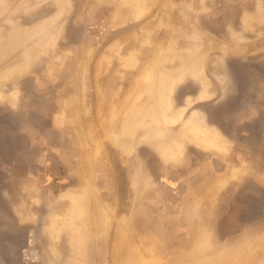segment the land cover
Here are the masks:
<instances>
[{
	"label": "rangeland",
	"instance_id": "obj_1",
	"mask_svg": "<svg viewBox=\"0 0 264 264\" xmlns=\"http://www.w3.org/2000/svg\"><path fill=\"white\" fill-rule=\"evenodd\" d=\"M13 261L264 264V0H0Z\"/></svg>",
	"mask_w": 264,
	"mask_h": 264
},
{
	"label": "bare ground",
	"instance_id": "obj_2",
	"mask_svg": "<svg viewBox=\"0 0 264 264\" xmlns=\"http://www.w3.org/2000/svg\"><path fill=\"white\" fill-rule=\"evenodd\" d=\"M139 5V4H138ZM135 6V5H134ZM137 7V4H136V6H135V8ZM136 13V12H135ZM138 14V13H137ZM204 91H207V90H204ZM209 92V91H208ZM210 94V93H209ZM78 103V102H77ZM181 110L180 111H178V113L176 112L175 114H174V116H173V118L174 119H176V120H178L179 119V117L181 116ZM112 116V115H111ZM111 121V120H110ZM117 122V121H116ZM78 125V124H77ZM188 127V126H187ZM113 128V127H112ZM110 131V130H109ZM187 131H188V135L190 136V137H192L196 142H198V143H201L203 146H205V147H207V148H209V149H220L221 148V146L223 145L224 146V144L221 142V138H220V136H219V134L217 133V132H215L213 129H211V128H207V129H201V128H199V127H195L194 129H191L190 127H188L187 128ZM111 132V131H110ZM109 132V133H110ZM84 134V133H83ZM111 134H113V133H111ZM116 136V135H115ZM83 137V136H82ZM111 137H112V135H111ZM114 137V136H113ZM120 138V137H119ZM84 139V138H83ZM86 139H87V136H86ZM116 140H118L117 138H116ZM86 142V141H85ZM88 142V141H87ZM87 142H86V144H87ZM97 145V144H96ZM97 148V147H96ZM224 149V148H223ZM222 149V150H223ZM92 151V150H91ZM94 157V156H93ZM92 190V189H91ZM93 192H94V190H93ZM98 194V193H97ZM91 195V194H90ZM99 195V194H98ZM93 196H95V199H96V202H97V211L99 212V214H100V218H101V228H105L106 229V224H108V222H110V218L112 217V212H113V208H112V205L110 204V205H108V204H106V203H104L102 200H99L98 198H99V196H98V198H96L97 196H96V194L94 195L93 194ZM90 198V197H89ZM88 198V199H89ZM91 199V198H90ZM81 202V201H80ZM91 202V201H90ZM84 205V203L82 202L81 203V205ZM87 203H85V205H86ZM78 204H76V206H77ZM83 205L81 206V207H83ZM75 205H74V207H76ZM196 206H198V205H196ZM73 207V208H74ZM78 207V206H77ZM86 207V206H85ZM195 207V206H194ZM89 208H90V206H89ZM84 207H83V211H84ZM88 209V208H87ZM86 209V210H87ZM195 209H197V208H194V210ZM75 210V209H74ZM79 210V209H78ZM80 211V210H79ZM78 211V212H79ZM88 211V210H87ZM77 212V214H79ZM195 212H196V210H195ZM71 213V212H70ZM73 213V212H72ZM84 214V212H81V214ZM197 213V212H196ZM193 215V214H192ZM78 217V216H77ZM81 217V216H80ZM196 217V216H195ZM75 218V217H74ZM197 218V217H196ZM195 218V219H196ZM58 222V221H57ZM61 224V223H60ZM104 229V230H105ZM108 229V228H107ZM102 232V233H101ZM103 232H105V234H106V232H108L107 230L106 231H103V229L101 230H99V231H96V235H95V241H101V239L103 238V237H106V235L105 236H102V234H103ZM94 240V239H93ZM94 242V241H93ZM103 242H104V240H103ZM92 243V242H91ZM102 243V242H101ZM101 245H103V244H101ZM98 251H100V250H98ZM101 253V252H100ZM249 255V254H248Z\"/></svg>",
	"mask_w": 264,
	"mask_h": 264
},
{
	"label": "crops",
	"instance_id": "obj_3",
	"mask_svg": "<svg viewBox=\"0 0 264 264\" xmlns=\"http://www.w3.org/2000/svg\"><path fill=\"white\" fill-rule=\"evenodd\" d=\"M195 116V115H194ZM214 130V129H213ZM215 131V130H214ZM215 132H217V131H215ZM218 133V132H217ZM219 134V133H218ZM189 136V135H188ZM198 143V142H197ZM200 145H202L201 143H199ZM203 146V145H202ZM205 147V146H204Z\"/></svg>",
	"mask_w": 264,
	"mask_h": 264
},
{
	"label": "water",
	"instance_id": "obj_4",
	"mask_svg": "<svg viewBox=\"0 0 264 264\" xmlns=\"http://www.w3.org/2000/svg\"><path fill=\"white\" fill-rule=\"evenodd\" d=\"M14 263H12V264H21V263H18V262H15V261H13Z\"/></svg>",
	"mask_w": 264,
	"mask_h": 264
}]
</instances>
